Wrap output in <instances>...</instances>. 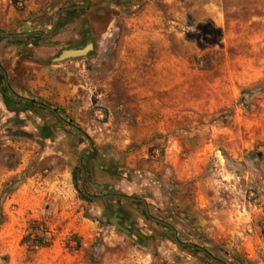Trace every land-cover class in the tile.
I'll use <instances>...</instances> for the list:
<instances>
[{
	"label": "rangeland",
	"instance_id": "obj_1",
	"mask_svg": "<svg viewBox=\"0 0 264 264\" xmlns=\"http://www.w3.org/2000/svg\"><path fill=\"white\" fill-rule=\"evenodd\" d=\"M83 3L0 0V32H33L0 67L90 140L88 194L173 231L85 198L87 141L49 110H0V264H264V0H88L36 33Z\"/></svg>",
	"mask_w": 264,
	"mask_h": 264
},
{
	"label": "water",
	"instance_id": "obj_2",
	"mask_svg": "<svg viewBox=\"0 0 264 264\" xmlns=\"http://www.w3.org/2000/svg\"><path fill=\"white\" fill-rule=\"evenodd\" d=\"M88 3V0H84V3L83 4H72V5H68V6H63V7H60L56 10L55 12V17H54V20L48 30L47 33H42V32H38L36 31V33H39L43 38H48L52 32V30L54 29V27L56 26L57 24V21H58V18L60 16V14L64 11H68V10H75V9H82V8H85L86 5ZM31 33L33 32H24V33H5V32H0V36L2 37H24V36H28L30 35ZM38 46H41V47H53V43L51 42H42L40 43ZM86 51V48L84 49H81V50H76V49H70V50H66V51H63L61 52L57 58L55 59L56 61H60V60H63L65 58H69V57H75V56H79V55H82L84 52ZM0 72L2 74V84H3V87L5 88V90L7 91V93L13 97L15 100L17 101H20V102H28V103H32L34 105H37V106H40L46 110H49L58 120H60L61 122H63L64 124H66L67 126H69L71 129H73L74 131L80 133L87 141V146H85L84 148H82L81 150H79L78 152V155H77V159H76V162H77V166L80 170V179H79V190L80 192L83 194V196L89 200H92V201H98V200H101V199H105V198H120V199H123V200H127V201H139L142 203L143 205V209H144V213L146 214V216H148V218L150 220H152L153 222H156L158 224H161V225H165V226H169V224H167L166 222L162 221V220H159V219H155L151 216L148 215V212H147V209H146V204L144 202L143 199H138V198H133V197H130V196H126V195H123V194H118V193H104V194H98V195H91V194H88L85 189H84V186H83V183H84V169H83V166H82V163H81V158H82V155L84 152H86L88 149L91 148L92 146V143L90 142V140L85 136V134H83L76 126L72 125L71 123H69L68 121H65L63 119H61L58 114L56 113L55 110H53L52 108L46 106L45 104L43 103H40V102H36L32 99H29V98H26V97H22L18 94H16L9 86L8 82H7V78H6V75L4 73V71L1 69L0 67ZM23 135L24 136H28L30 138H33L35 140H39V138L37 136H32L31 134H27V133H24L23 132ZM109 222L115 227L117 228L118 230H120L121 232H123L124 234H128L129 231L124 228L123 226H121L118 222H119V218H117L115 216V214H109ZM173 237L174 239L176 240V237H175V234L173 232ZM193 248L201 251L204 255H206L214 264H226L216 258H214L213 256H211L205 249L201 248V247H198L196 245H192Z\"/></svg>",
	"mask_w": 264,
	"mask_h": 264
},
{
	"label": "trees",
	"instance_id": "obj_3",
	"mask_svg": "<svg viewBox=\"0 0 264 264\" xmlns=\"http://www.w3.org/2000/svg\"><path fill=\"white\" fill-rule=\"evenodd\" d=\"M76 11H78V9L68 10V11L62 12L60 14L59 18H58V25L60 24L61 19H62L63 16L71 15V14L75 13ZM1 82H2V74L0 72V102L2 103V105H3V107L5 108L6 111H8L10 113H13V114H16L18 112H22V110H24L25 107L33 105L32 103L20 102V101L15 100L13 97H11L7 93L5 88L1 85L2 84ZM8 84H9V81H8ZM38 107L42 108L40 106H38ZM45 134L42 137H44V138L47 137ZM40 245H41L40 239L32 242V244H31L32 247H37V246H40Z\"/></svg>",
	"mask_w": 264,
	"mask_h": 264
},
{
	"label": "crops",
	"instance_id": "obj_4",
	"mask_svg": "<svg viewBox=\"0 0 264 264\" xmlns=\"http://www.w3.org/2000/svg\"><path fill=\"white\" fill-rule=\"evenodd\" d=\"M9 79V78H8ZM31 88H29L30 90ZM30 99V98H29ZM58 100V99H57ZM0 110L4 113H7L8 116H10V114H13V113H10L8 111L5 110V108L3 107L2 103L0 102Z\"/></svg>",
	"mask_w": 264,
	"mask_h": 264
},
{
	"label": "flooded vegetation",
	"instance_id": "obj_5",
	"mask_svg": "<svg viewBox=\"0 0 264 264\" xmlns=\"http://www.w3.org/2000/svg\"><path fill=\"white\" fill-rule=\"evenodd\" d=\"M143 206V205H142ZM146 215V214H145ZM149 215V214H148ZM147 218H148V216H147ZM163 226H165V225H163ZM166 227H168V228H170L172 231H173V229L170 227V225L169 226H166ZM176 242H178V241H176ZM178 244L179 245H191V244H187V243H185V242H178ZM192 246V245H191Z\"/></svg>",
	"mask_w": 264,
	"mask_h": 264
}]
</instances>
